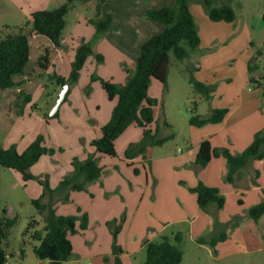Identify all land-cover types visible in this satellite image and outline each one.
<instances>
[{
  "label": "rangeland",
  "instance_id": "374dc122",
  "mask_svg": "<svg viewBox=\"0 0 264 264\" xmlns=\"http://www.w3.org/2000/svg\"><path fill=\"white\" fill-rule=\"evenodd\" d=\"M66 1L0 0V40L8 34L17 33L20 27L30 31L31 27L25 23L33 12L52 10ZM150 1L112 0L109 7L123 22L124 19L141 18L140 10L150 7ZM211 1L214 5H231L236 12L235 22L224 23L226 27L223 29L216 27L218 23L209 19L205 0H189L202 43L192 57L184 60H178L171 52L167 89L161 82L153 81L149 92L150 97L157 100L151 128L158 138L171 139L163 145H149L146 158L138 156L129 160L126 150L143 138L142 129L132 124L116 140L115 157L96 154L103 167V175L88 184L87 191L83 192L57 187L63 173L73 168L74 158L84 160L89 154L96 153L91 142H87L84 129L86 125H93L95 118L89 120L82 102H89L87 109L92 116L96 115L97 121L104 124L109 121L117 101L108 99L98 78L107 77L114 82L118 79L116 77L126 74L125 68L109 52H117L112 46L123 52L127 47L120 41L113 44L107 36L111 33L114 38L115 34L119 36L118 33L124 30L122 40H128V27L123 25L124 22L116 23V29L97 38L96 28L88 20L96 15V3H73L66 17L64 51L75 52L81 40L85 39L92 43L95 52L107 53V61L99 62L95 55L90 57L78 82L70 86L68 99L60 107L57 118L51 114L65 86L59 85L51 76H61L62 70L51 64L48 68L40 67L37 43L41 46L51 43L44 36L34 38L32 33L28 71L32 76L36 107L32 104L31 110L34 117L41 118V122L36 121L31 126L33 132L44 137L46 147L56 150L55 154L47 156L48 160L58 163L52 168L45 165L48 171L45 176H48L49 185L55 191L47 194L42 202L54 207L58 216H88V228L70 237L73 255L66 264H115L112 254L115 243L124 251L121 255L123 264H144L147 254L146 251L140 252L144 241H159L162 234L176 243L174 238L179 232L183 237L178 244L183 251L181 264H264V215L259 221L248 215L250 208L264 198V160L250 161L240 170L241 177L235 184L219 178V161L197 169L194 160H191V152L207 127L190 124L195 114L210 116L212 103L218 98L215 93L223 85L228 84L232 89L225 101L231 104L239 101L243 89L254 90V93L262 91L252 78L259 80L264 77V0ZM162 5L167 4L162 2ZM225 36L228 40L224 39ZM136 46L132 43L131 52ZM200 64L204 67L202 70L198 67ZM250 66H255V70L251 72ZM127 67L133 69L134 64ZM192 78L213 88L209 100L196 91ZM5 119L2 118L3 121ZM247 126H252L250 121L236 126L233 131H226V147L232 152H240L245 147L241 129ZM200 174H209L210 181H217L216 184L220 185L219 189L225 197L223 208L216 206L212 211H200L195 196L187 189V183ZM257 174L259 178L255 183ZM39 188L40 184L35 182L24 186L20 173L0 166V217L17 218L5 241L8 264L49 263L38 259L34 253V247L40 242L25 235L32 220L38 222L37 230L45 226L43 216L32 203V200L41 197ZM67 195L68 201L65 200ZM240 200L243 202L240 203ZM223 233L227 234V241L213 247L211 241ZM200 238L205 239L207 244H200Z\"/></svg>",
  "mask_w": 264,
  "mask_h": 264
},
{
  "label": "trees",
  "instance_id": "16d2710c",
  "mask_svg": "<svg viewBox=\"0 0 264 264\" xmlns=\"http://www.w3.org/2000/svg\"><path fill=\"white\" fill-rule=\"evenodd\" d=\"M75 1L95 2L96 15L89 19V23L96 28V37H102L110 30L113 23V16L104 14L103 9L108 0H67L58 8L52 10H38L31 14L30 20L25 25L31 27L30 31H25V27H20L17 33L6 35L0 40V89H15L22 85L17 78L26 75L31 57V35L32 33L48 38L55 48L62 47L63 33L66 28V17ZM174 6H165L160 9H147L146 18L157 24L159 30L149 37L141 46V53L137 58L134 68L125 66L127 74L126 83L117 84L111 80L98 78L107 97L110 101H117L110 120L102 126L101 136L91 142L95 149V154H89L86 159L74 158L73 171L66 175L57 189L68 188L71 191H87L90 183L100 179L103 175V167L100 166L96 154L108 157H115L116 140L132 125L135 124L143 131V138L138 143H132L126 150V158L133 160L138 156L146 158L149 145H163L171 138H158L151 126L155 121L154 106L157 100L150 97L149 89L152 82L159 81L167 89L168 74L170 67V53L172 52L178 60L192 57L201 44V37L195 17L191 11L189 0H174ZM208 6L209 19L213 22L234 23L236 12L231 5H214L213 1L205 0ZM258 54L262 52L258 50ZM95 55L99 62L104 61V56L95 52L92 43L85 39L75 51V58L72 63L70 75L66 77L54 74L52 80H56L61 86L77 83L89 57ZM38 64L42 68H48L50 63L49 50L38 59ZM255 66H250L251 72ZM96 79V78H93ZM258 83L264 96V77L259 80L252 78ZM197 92L204 95L205 99L211 98L213 88L194 78L191 79ZM70 91L64 102L67 101ZM18 106L31 103L32 96L21 91L18 94ZM33 107H36L34 105ZM229 113V109H212L208 117L194 115L190 119L193 126L202 127L209 123H220ZM59 117V111L52 116ZM56 150L44 145V137L39 135L23 152L17 150L16 145L6 149H0V166L6 169L15 170L21 173L24 181L35 180L39 182L44 192L40 198L32 200L33 205L43 216L45 226L42 230H37L38 222L32 220L25 232L26 236L40 242L34 247V253L40 260H47L48 264H66L73 255V243L71 236L88 228L87 214L58 216L54 207L42 202L47 194L55 191L48 182V176H36L31 172V168L39 162L45 155H53ZM223 157L227 161L228 172L225 181L234 183L236 177L240 176V170L250 161L264 160V128L258 131L252 143L241 153L234 154L229 148H216L210 139H205L200 143L199 151L194 165L197 169L206 167L214 158ZM138 173V169L135 170ZM259 174L256 176L255 183ZM190 192L196 194L199 207L208 212L209 208L215 204L218 208L225 205V197L217 187H212L199 181L195 187L189 188ZM69 200V195L65 197ZM242 203V200L239 201ZM80 211V210H79ZM6 213V211H5ZM249 217L259 221L264 215L263 200L250 208ZM17 223V218L0 217V264H8V252L5 241L9 230ZM181 233L175 235V242L172 243L169 236H162L159 241H146L144 248L147 259L144 264H181L183 261V251L179 247L182 241ZM227 239V234L223 233L218 239L211 241V245L216 247L220 242ZM204 243V239L198 240ZM123 249L116 243L113 245V256L115 264H123L121 255ZM108 261V258L106 259Z\"/></svg>",
  "mask_w": 264,
  "mask_h": 264
},
{
  "label": "crops",
  "instance_id": "0c3cea01",
  "mask_svg": "<svg viewBox=\"0 0 264 264\" xmlns=\"http://www.w3.org/2000/svg\"><path fill=\"white\" fill-rule=\"evenodd\" d=\"M111 2H112V0H108V2L106 4L107 6L105 5L106 7H104V9H103L104 14L109 13L113 16V23H112L110 30L116 29L115 28L116 23L121 24L124 22L123 25L128 27L127 33L129 35L128 36L129 39L124 40V41L122 40L123 36L125 35L124 30H122L120 34L118 33L119 36H117L115 34L114 38H112L113 36H111L110 30H109L106 33V34L110 33L109 36H107V39L112 40V42H114L113 44H117V42H119V41L124 42L125 47H127L126 49H124V50H126V52H123L120 49H118L117 47L112 46L114 49H116L115 51H117V52H109V53L112 54V56L114 57V60H117L119 62V64H121L123 67H125L127 65H132V64L135 65V62L141 53L142 44L149 37H151V35L153 33H155L156 31L159 30V27L157 26V24L149 21L146 18L145 13H146L147 9H149V8H151V9L163 8V7H165V5L163 6L162 2H165V4H167L166 6H174L175 1L173 0L172 1L173 3H172L170 0H162V1L151 0L150 1V7H143L142 10H140V13H141L140 16H142L141 18H137V19H133V20L124 19L123 22L121 19H118L116 17L115 11L110 9L109 6L111 5ZM83 3H85V2H83ZM72 7H73V5H72ZM95 9H96V4H95ZM191 11H192V13L195 17V20H196V16L193 12L192 6H191ZM224 23H226V22H219L218 24H216L217 25L216 27H220L223 29L224 27H226ZM33 37L38 39V37H41V35L34 34ZM227 38H228V36L224 37V39H227ZM116 39H118V41ZM65 41L66 40L63 36L61 48H55V46L53 45V43L51 41H50V43H51L50 45L46 44V43H45V45H42V46L39 45L40 43H37V44H38V48H39L38 54L41 56L44 54L45 50L48 49L51 66H56L58 69L62 70L61 76L67 78L70 75V72L72 69V63H73L74 58H75V52H65L64 51L63 47L65 44ZM132 43L135 45L137 44L134 52H131ZM201 43H202V38H201ZM127 49L129 50V52L127 51ZM31 53H32V45H31ZM100 53L104 56V60L107 61V53H105V52H100ZM89 59H90V57H89ZM89 59L87 60V63H88ZM87 63H86V65H87ZM86 65H85V67H86ZM198 67L201 70L204 68L202 64L198 65ZM31 78H32V76H31L30 72L28 71L26 75H23V76H20L17 78V81L22 83V85L20 87L15 88V89H7V90L0 91V118H1L0 119L1 120L0 121V149H6L12 145H16L17 150L21 153L39 136V135H37V133L33 132V129L31 126L32 124L34 125L36 121L41 122V118L38 116L34 117L35 114L31 110L32 104L36 103L35 98L33 97V94H32L33 83L31 82ZM102 78H104L105 80H109L107 77H102ZM116 78H118V79H116V80L114 79L115 80L114 82L117 84L123 85L126 83L127 74H125L122 77L118 76ZM151 87H152V84H151ZM151 87H150V89H151ZM150 89H149V92H150ZM21 91H24L26 94L32 96L31 103H29L27 106L24 105L23 108H20L18 106V104H19L18 94ZM231 92H232V89L229 87L228 84H226L225 86L223 85V86L219 87V89H217V93H215V94H217L218 98L215 99V102L212 103L211 110L212 109L227 108V109H229V113L227 114V116L224 118V120L222 122L217 123V124L205 125V128L206 127L207 128L205 129L203 137H201V139L199 141H197L198 145L195 146V148L193 149V152H191V160H194V163H195L198 151H199L200 143L203 140L210 139L212 142V145L214 147L225 148L227 146V142L225 141L226 131H231V130L233 131V129L236 126L241 125L243 122L250 121L252 126H247L250 128L249 130H247V127H246V129H241L244 132L243 140L246 142L245 147L242 149V151H243L247 148L248 144L252 143L255 134L264 127V123L262 124V122H264V115H263V113H264V96H263L262 91L254 93V90L243 89L241 97L239 98V101L237 103H234V104H231V102L225 103V101L228 98V95ZM64 103L62 105H64ZM82 103L84 104V106L88 112L89 120L91 121L92 117L95 118L93 120V122H94L93 125H88V126L86 125L84 127V129L86 130V135L88 136L87 142H89V144H90V142H92L94 139L99 138L101 136L100 135V134H102L101 128L106 123L104 124V123L97 121L96 115H93V116L91 115V112L87 109L89 102H86L85 100H83ZM19 112H21V114H19ZM32 114H34V115H32ZM111 115H112V113H111ZM2 118H3V120H4V118H6L5 121H3ZM28 127H30L31 129H29ZM27 136H28V138H27ZM197 142L195 144H197ZM226 148H229V147H226ZM242 151L233 152V153L238 154V153H241ZM47 156L48 155L43 156L39 160V162L36 163L31 168L32 173L34 175L45 176L47 174L46 172H48L47 169H45V165H46V167H49V168L58 166L57 162H51L50 160H48L49 158ZM217 161H219V165L221 166L220 167L221 169L219 171L218 176H219V178H222V180H223V178L225 179L227 172H228V165H227V161L225 158H223V157L214 158L209 162L207 167L210 166L212 163H215ZM12 171H15V170H12ZM72 171H73V168H70L67 170V172L63 173V175L60 178V181L66 175L70 174ZM15 172H17V171H15ZM214 175H215V173L212 175V177H214ZM20 177L22 179V183L26 187H28L30 185V183L31 184L34 182L39 183L35 180H30L27 182L24 181L21 173H20ZM240 177H241V175L236 177V180L234 183H229V184H235L237 179H239ZM199 181H202L209 186L220 188L219 187L220 185H217L218 183L216 184L217 181H212V182L210 181L209 174H205V176H202L200 174L198 178H196L195 180L192 179L191 181H189L187 183L188 191L190 192L189 188L195 187ZM224 187H226V186H224ZM256 187L259 188L260 186H256ZM190 193H192V192H190ZM39 194H40V196L43 194V187L41 186V184H40V188H39ZM192 194L195 196L196 202H197L196 194H194V193H192ZM197 205H198V203H197ZM198 208L200 209V211L205 212L199 207V205H198ZM214 209H216L215 204H213L209 208V211L210 210L212 211ZM162 236H164V235H162V234L159 235V238H161ZM146 241H156V240H146ZM146 241H144V243ZM226 241H227V239H226ZM144 243L141 246L140 252L145 251ZM200 244H202V245L207 244L206 240L204 239V243H200Z\"/></svg>",
  "mask_w": 264,
  "mask_h": 264
},
{
  "label": "water",
  "instance_id": "95a60500",
  "mask_svg": "<svg viewBox=\"0 0 264 264\" xmlns=\"http://www.w3.org/2000/svg\"><path fill=\"white\" fill-rule=\"evenodd\" d=\"M69 89H70V85L69 84H66L65 87H64V91L63 93L60 95L59 99H58V102L51 114V116H54L60 109L61 105L64 103L67 95H68V92H69Z\"/></svg>",
  "mask_w": 264,
  "mask_h": 264
}]
</instances>
